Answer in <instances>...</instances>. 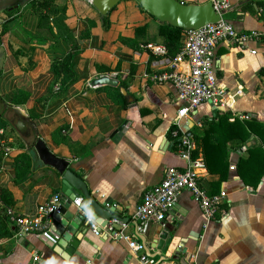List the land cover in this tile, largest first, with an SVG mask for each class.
<instances>
[{"label": "crops", "instance_id": "obj_1", "mask_svg": "<svg viewBox=\"0 0 264 264\" xmlns=\"http://www.w3.org/2000/svg\"><path fill=\"white\" fill-rule=\"evenodd\" d=\"M92 1L55 0L57 6L65 8L68 35L78 39L81 31L89 28V20L96 24L91 37L81 41L79 78L67 93H55L50 69L55 58L68 53L71 42L66 35L55 40L51 32L39 28L32 7L24 8L30 2L9 23V31L3 36L0 97L6 98L18 88L28 90L31 98L17 107L24 116L12 113L14 119L25 123L30 134H21L11 124L21 140L19 144L14 142L16 137L6 140L10 151L0 166V234L8 228L15 231L12 236L0 237V264H144L141 252L130 249L124 237L108 232L96 236L89 228L78 231L79 245L73 253L58 243L52 246L41 234L18 233L9 212L32 218L55 194L63 196L62 177L42 162L35 149L37 140H42L57 157L69 161L71 169L84 178L91 195L127 220H111L114 230L134 238L136 212L144 192L162 181L169 166H188V160L179 154V146L183 136H192L188 134L191 128L202 126L204 119L212 120L219 110L234 117L253 115L264 122L262 0H252L244 8L248 0H226L230 8L224 18L237 32H257L259 37L243 47L233 42L219 44L213 52L215 72L229 94L228 103L219 109L203 103L187 117H180L184 103L174 86L154 84L148 77L165 68L164 57L148 47L164 46L159 34L161 22L135 0H123L108 13L110 27L104 29L102 15ZM180 1L202 4L209 0ZM137 28L144 29L137 39L139 49H134L121 38H135ZM18 50L22 53L15 55ZM97 65L112 69L119 66L120 70L98 73ZM104 75L124 85L127 95L121 93L120 97L118 87L93 86V80ZM122 127L121 134H116ZM177 132L182 137H177ZM24 152L32 157V169L28 177L17 182L14 159ZM241 154H230L231 167L221 183L218 195L222 204L215 219L208 221L199 203L184 191L164 224L152 223L142 234L150 251L160 252L153 257L158 263L164 258L160 264H264V177L257 188L245 186L236 168ZM197 158L203 160L202 154ZM200 173L202 185L208 190L219 178L206 167ZM3 190L9 191L12 198L7 193L3 197ZM72 209L78 211L79 206L73 204ZM51 228L56 229L53 219ZM163 234L165 240L159 250V236ZM66 235L73 238V234Z\"/></svg>", "mask_w": 264, "mask_h": 264}, {"label": "built area", "instance_id": "obj_2", "mask_svg": "<svg viewBox=\"0 0 264 264\" xmlns=\"http://www.w3.org/2000/svg\"><path fill=\"white\" fill-rule=\"evenodd\" d=\"M217 12L228 11L230 5L226 0H211ZM221 21L209 24L201 29L185 31V41L181 52L174 58L167 56V49L163 45L148 47L155 55L164 57L165 68L149 75L154 84L170 83L174 86L178 99L184 103L180 110V117H187L195 112L199 105L210 103L215 109H219L228 103L229 94L225 87L221 86L215 72V59L213 52L221 43L233 42L241 47L250 40L257 39V32L239 33L233 24L224 18ZM255 53V51H253ZM241 119H247V115H239ZM0 134L3 130L0 129ZM7 154L8 146L0 143ZM195 143L190 135L181 138L179 154L189 162L185 168L169 166L166 169L162 181L144 192L142 201L136 212V235L134 238L124 236L114 230L112 222L102 227L97 221L87 217V224L91 232L99 236L103 232L112 233L114 236L125 238L129 248L135 252H141L140 260L144 264H154L155 258H150L145 253V245L138 236L144 234L152 223L164 224L167 214L176 204L180 193L187 191L199 203L201 210L208 221L216 218L220 210L222 197L211 195L201 182L200 171L205 167L204 161L192 158ZM62 199L60 194H55L48 203L38 209L35 217L17 216L9 212L11 221L16 225L19 234L38 233L49 242L57 244L60 235L51 228V219L57 211ZM83 199L74 200L75 206H81ZM116 221V220H112ZM118 222V221H116Z\"/></svg>", "mask_w": 264, "mask_h": 264}, {"label": "trees", "instance_id": "obj_3", "mask_svg": "<svg viewBox=\"0 0 264 264\" xmlns=\"http://www.w3.org/2000/svg\"><path fill=\"white\" fill-rule=\"evenodd\" d=\"M251 3L252 0L244 2L243 8ZM22 5L23 4L16 8L5 10L8 18L0 22V49L3 44V36L9 31V23L16 18L17 14L21 11ZM30 6L38 18L39 28L47 29L53 34L52 37L55 40L60 37L64 38L63 36L66 35L68 37L67 39L71 42L68 53L62 57L55 58L50 69L52 84L56 85L55 93H67L69 88L73 86L79 78L77 65L83 51L81 41L91 37V29L96 24L94 21L89 20V28L81 31L77 39L71 34H67L69 32L64 24L65 8L57 6L55 0H31ZM101 24L104 29L110 27L108 14L101 16ZM54 27L58 29L57 32H54ZM143 29L144 28L136 29L135 38H121V41L134 49H139L137 39ZM159 34L163 37L168 57H175L181 52L185 37L184 30L166 23H161ZM21 53L20 50L14 52L15 55ZM118 70H120L119 66L112 69L110 67L97 65L98 73L107 74ZM117 92L119 96L123 98L119 87L117 88ZM30 98L31 95L28 90L18 88L14 89L6 98H1L0 129L6 131L7 128L11 127V123L5 117L7 109L10 107L23 106ZM247 116V119H240L239 117H234L233 114L229 112L219 110L212 120L204 119L202 121V126H195L188 132V134L192 135L196 144L195 150L192 151V158L196 159L201 153L207 171L211 175L219 176L217 181L211 182V188L209 190L204 186L211 195H218L221 193V183L227 179L231 167L230 154L232 151L242 152L236 168L245 186L257 188L264 177V122L253 115L247 114ZM11 128L13 129L14 127L12 126ZM182 135L181 132H177V137L180 138ZM6 140V134L3 132V134H0V143L3 141L4 145L7 146L8 143H5ZM81 148L85 149V147ZM5 154L4 148L0 144V166ZM14 167L16 181L21 182L28 177L31 172V155L27 152L17 155L14 159ZM6 193L12 198L11 193L7 190L2 191V196L4 197ZM224 207L226 210L229 209L227 204H225ZM14 232L15 231H12L11 228H8L7 232L0 234V237L12 236Z\"/></svg>", "mask_w": 264, "mask_h": 264}, {"label": "water", "instance_id": "obj_4", "mask_svg": "<svg viewBox=\"0 0 264 264\" xmlns=\"http://www.w3.org/2000/svg\"><path fill=\"white\" fill-rule=\"evenodd\" d=\"M30 1L31 0H0V12L16 8L21 4H27ZM121 1L123 0H93L92 4L102 16H105ZM135 1L147 14L154 17L159 22L169 24L170 26L180 28L184 31L197 30L206 25L217 23L222 20V14L227 13V11L222 12V14L217 12L211 0L202 4L195 2L186 3L180 0ZM262 1V3H264V0ZM254 6L257 9V5ZM92 84L93 86L120 87L117 79L107 75L96 78L93 80ZM120 91L124 96L127 95V90L124 87H120ZM12 113H18L24 116L23 112L17 107H10L7 109L5 117L21 134L25 136L29 135L30 132L25 123L16 118L14 119ZM122 129L123 127L118 129L116 134H119ZM35 149L42 162L54 167L62 177L63 196L57 211L52 215L56 227L54 232L61 237L58 241L60 247H65L69 253L74 252L75 248L79 245V240L76 235L77 232H86L87 228H89V224H86L87 217L97 221L102 227L107 226L111 220H116L120 223L127 221L119 214H116L115 210L107 208L104 203L99 202L91 195L84 178L71 169L69 161L54 155L40 139L37 140ZM80 197L83 199V203L79 207V210L72 209L74 200ZM66 233L73 234V238L69 239ZM137 236L139 240L144 243L145 253L148 257L153 258L156 255H160V252L155 254L150 251L145 236L142 234ZM159 239L160 241L157 240L156 243L159 241L158 243L160 246L158 249L161 250V244L165 240V234L160 235ZM169 242H171V240ZM24 243L27 244L25 241ZM50 244L52 246L55 245L51 242ZM164 260L165 259L163 258L159 263L156 261L154 264H160Z\"/></svg>", "mask_w": 264, "mask_h": 264}, {"label": "rangeland", "instance_id": "obj_5", "mask_svg": "<svg viewBox=\"0 0 264 264\" xmlns=\"http://www.w3.org/2000/svg\"><path fill=\"white\" fill-rule=\"evenodd\" d=\"M24 5H25V4H23L22 7H23ZM28 6H29V7H28ZM24 8H25V9H26V8H31V6H30V4H29V5L24 6ZM27 10H28V9H27ZM7 18H8V16L6 15L5 11L0 12V22L3 21V20H5V19H7ZM21 21H23V19H21ZM0 50H1V49H0ZM11 127H12V125H11ZM11 127L7 128L6 131H4L5 134H6V137H7V139H8L9 137H16V140H14V142H15V144H19V142H20L21 139L18 138V135H17V133L15 132L14 128L12 129Z\"/></svg>", "mask_w": 264, "mask_h": 264}]
</instances>
